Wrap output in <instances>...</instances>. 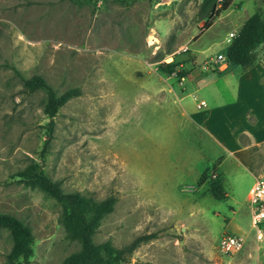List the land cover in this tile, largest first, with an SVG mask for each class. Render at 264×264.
<instances>
[{"label":"rangeland","instance_id":"374dc122","mask_svg":"<svg viewBox=\"0 0 264 264\" xmlns=\"http://www.w3.org/2000/svg\"><path fill=\"white\" fill-rule=\"evenodd\" d=\"M201 2L0 0V214L30 229L31 264H61L78 250L65 238L56 202L17 183L31 163H42L65 193L116 198L95 244L122 248L153 236L122 264H264V240L255 238L245 200L253 180L182 115V104L196 110L195 102H180L167 90L168 84L177 90L183 78L158 71L175 60L176 72L189 74L196 57L199 72L225 55L227 34L264 6L227 0L207 26ZM263 54L264 46L258 61ZM34 76L57 94L80 91L58 110L43 162L45 94L23 91V81ZM205 172L220 177L225 201L212 198L209 179L198 186ZM226 232L242 236L240 251L219 252ZM11 245L0 230V264Z\"/></svg>","mask_w":264,"mask_h":264},{"label":"trees","instance_id":"16d2710c","mask_svg":"<svg viewBox=\"0 0 264 264\" xmlns=\"http://www.w3.org/2000/svg\"><path fill=\"white\" fill-rule=\"evenodd\" d=\"M74 2L77 0H68ZM97 4L103 2L147 1L155 0H81ZM225 2L222 3L225 4ZM264 6V0H261ZM216 0H202L201 11L205 15L207 26L217 17L218 7ZM206 26V28H207ZM264 46V12L257 11L249 16L239 30L229 40L225 51L227 63L244 70L252 68L257 62V50ZM178 63L173 60L167 64H159L158 71L165 76L176 74L179 79L187 74L176 72ZM23 91L33 94L42 91L45 94L43 113L48 122L43 127L45 140L41 151L43 162L50 142L53 138L54 118L58 110L71 99L78 97V89H68L61 94L41 78L34 76L23 81ZM215 169V167H214ZM17 183L24 187L37 189L54 200L60 207L59 223L63 227L65 238L78 245V250L63 259L61 264H122L127 262L132 253L153 236H139L122 248H116L110 242L95 244L93 237L97 233L101 221L113 212L116 198L109 196L103 200H95L78 192L65 193L61 183L51 180L43 170V164H29L17 174ZM209 179V193L215 201L227 199L220 177L207 178V172L198 179V186ZM0 230H5L11 237V249L6 256V264H31L34 239L30 229L19 219L9 214H0Z\"/></svg>","mask_w":264,"mask_h":264},{"label":"crops","instance_id":"0c3cea01","mask_svg":"<svg viewBox=\"0 0 264 264\" xmlns=\"http://www.w3.org/2000/svg\"><path fill=\"white\" fill-rule=\"evenodd\" d=\"M260 57V61L246 70L231 66L226 60L218 62L216 57L204 62L199 72L195 57L192 70L177 90L170 84L167 90L180 102L193 99L196 110L182 104V115L228 155L233 165L242 168L253 184L264 177V54ZM229 87L233 92L226 101L224 96L229 93ZM201 101L205 107L198 109ZM225 160L223 156L219 168Z\"/></svg>","mask_w":264,"mask_h":264},{"label":"built area","instance_id":"2783aa9c","mask_svg":"<svg viewBox=\"0 0 264 264\" xmlns=\"http://www.w3.org/2000/svg\"><path fill=\"white\" fill-rule=\"evenodd\" d=\"M225 1L226 0H216L218 5H221ZM233 35L234 34L231 33L228 37L232 38ZM185 51V49H181L175 54L179 55ZM225 60L224 56H217L218 62ZM165 61L167 60H164V62ZM204 107L205 103L202 101L197 105L198 109H202ZM211 177L215 178L216 176L212 175ZM247 203L249 205L251 227L255 231L256 240L261 242L264 240V177L256 181L248 191ZM243 244L244 239L242 236L232 232H226L220 236L217 246L220 253L223 255H230L240 251L243 248Z\"/></svg>","mask_w":264,"mask_h":264}]
</instances>
